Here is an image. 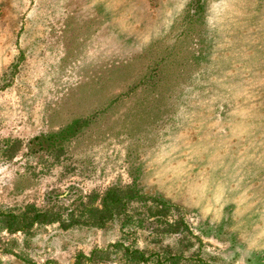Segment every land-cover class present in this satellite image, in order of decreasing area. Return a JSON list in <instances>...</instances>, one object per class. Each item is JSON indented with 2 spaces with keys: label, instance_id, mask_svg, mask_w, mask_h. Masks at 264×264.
I'll return each mask as SVG.
<instances>
[{
  "label": "rangeland",
  "instance_id": "obj_1",
  "mask_svg": "<svg viewBox=\"0 0 264 264\" xmlns=\"http://www.w3.org/2000/svg\"><path fill=\"white\" fill-rule=\"evenodd\" d=\"M110 189L138 193L134 220L167 201L185 239L84 222ZM27 205L61 224L34 226L27 253L1 233L0 264H28L15 244L32 264H123L120 240L264 264V0H0V209Z\"/></svg>",
  "mask_w": 264,
  "mask_h": 264
},
{
  "label": "trees",
  "instance_id": "obj_2",
  "mask_svg": "<svg viewBox=\"0 0 264 264\" xmlns=\"http://www.w3.org/2000/svg\"><path fill=\"white\" fill-rule=\"evenodd\" d=\"M86 122V120H76L71 125L63 129L59 133V135H52L46 137L35 136L29 141V153L35 154L42 151H47V149L49 148L48 146H51L53 141L57 140V137L61 138V136H64L65 134L75 133L80 128H82ZM118 193H120L119 190H107L103 196L102 209L99 210V214L96 215L94 219L87 220L84 222H87V224L89 225H98L99 227H102L104 226V222L106 220H114L118 217H122L120 230L124 239L129 233V231H136L135 225H132L131 223L134 222L135 224H137L138 229L141 228L144 220L147 221L153 219L151 221L163 224L161 227V231L158 230L159 232L154 233V235L158 238L153 239V244L161 246L163 242L162 239L170 235L178 236V242L180 243L183 239H185L186 233L184 232L187 230L188 226L182 221H175L172 223L166 220V216H168V213H172L173 210L172 206H170L167 201L160 200L158 198L153 199V206L149 207L150 212H146L147 216L141 214L139 219L134 220L131 218V214L128 212V205L136 199L134 195H137L138 193H134V191L130 189L128 191V194L124 193V197L119 196ZM141 197H139V199ZM52 223L61 224L60 217L56 214H53L51 211L37 209L33 205H27L21 211L12 209H0V234L5 232L9 235H12L20 232L24 236L23 251H25L26 253V238L29 234H31L33 227ZM73 224L75 225L79 223L76 222ZM13 243L14 240H11L10 245ZM16 248H18V250H21L22 245L15 244L14 247L10 249H4V252L12 254L16 257L18 256L20 260L28 264H32L30 260H27L26 255L22 257L19 251L16 250ZM110 250L115 253H119L120 261L123 264H177L179 262H185L190 264H209L202 260L198 255L191 256L192 258H185L183 253L186 252V248L184 247L180 249L181 253H173L172 251H170V249L167 248L166 251H153L151 254H149L146 253L144 250H140V248L137 246L127 245L124 241L120 240L108 246V255H110ZM96 253H107V250H94L91 252V256H95ZM153 259H155V261H153L152 263Z\"/></svg>",
  "mask_w": 264,
  "mask_h": 264
}]
</instances>
